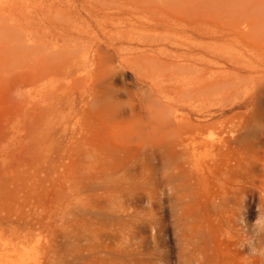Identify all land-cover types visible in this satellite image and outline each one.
Wrapping results in <instances>:
<instances>
[{"label": "rangeland", "instance_id": "1", "mask_svg": "<svg viewBox=\"0 0 264 264\" xmlns=\"http://www.w3.org/2000/svg\"><path fill=\"white\" fill-rule=\"evenodd\" d=\"M202 1L205 13L211 14L203 15L200 27L202 55H220L217 68H212L218 76L206 75L219 82L213 96L203 100L202 114L219 122L214 135L230 130V179L209 177L177 194L157 173L156 188L148 187L156 192L153 199L141 191L136 201L143 209L136 243L120 244L112 232L99 230L94 239L73 235L68 245L64 225L73 219L79 200L75 188L81 179L74 153V73L88 81L94 55L84 49V31L97 32L100 41L96 38L95 43L104 50L113 48L118 56L139 50L145 55H174L176 45L181 47L175 54L179 55L182 46L192 48L196 39L178 29V18L160 17L164 10L140 6L138 0H108L103 5L97 0H0V15L15 32L12 43L28 49L22 53L26 57H0V264H264V152L252 139H234L251 116L264 120V21L258 19L256 6L245 0ZM164 20L170 29H152ZM100 26L106 27V35L100 34ZM128 28L134 29L131 40L117 35ZM147 33L159 34L158 43L145 42ZM74 47L89 56L85 73L74 72ZM36 48L59 50L65 59L60 70L57 67L56 73L34 84L31 55ZM124 67L117 84L134 90V69ZM188 110L194 119L198 112L193 106ZM211 149L209 155L216 151L220 160L226 159V148ZM66 179L74 182V195L64 186ZM60 187L68 200L57 204L52 198ZM225 192L227 200H222L219 193ZM117 254L122 260L115 259Z\"/></svg>", "mask_w": 264, "mask_h": 264}, {"label": "bare ground", "instance_id": "2", "mask_svg": "<svg viewBox=\"0 0 264 264\" xmlns=\"http://www.w3.org/2000/svg\"><path fill=\"white\" fill-rule=\"evenodd\" d=\"M97 1L102 5L108 3V0ZM138 1L141 2L140 6H149L155 11L164 10L166 14L162 15L161 12L160 17L178 18L179 22L175 23L178 29L184 34L189 33V37H194L196 43L192 48L182 46L183 51H179V55L175 54L181 47L176 45L173 50L174 55H169L170 52L167 55H149V52L145 55L146 53H139L142 52L139 50L136 51L138 53L136 55L118 56L113 55L114 49L105 46L106 43L105 50L102 49L101 43H95L96 38L100 41L97 32L90 29L84 31L87 39L83 40L86 41L83 44L84 49L93 51L94 55H91L92 67L87 72L88 81L74 73V153H77L75 166L81 179L79 186L75 188L79 200L74 207L73 219L64 225V239L68 245L73 235L77 238L94 239L99 230L112 232L120 244H126L128 240L136 243L140 239V226L143 223V209L138 207L136 201L141 191L149 201L153 199L156 192L148 187L156 188L154 175L157 173L164 179L165 185L174 192L178 189L191 190L192 184L200 183L201 180L209 177L216 179L218 175H223L230 179V130L225 132L224 136L214 135L213 131L219 122L213 119L214 117L210 119L212 117L210 115V118L203 115L206 111L203 100L208 95L213 96V87L219 82V79H206V75L209 73L212 77L218 76L219 71L212 68H217V63H220L218 62L220 55H202L204 45L201 38L204 31L200 30V27L203 26V15L208 13H205L207 9L203 1ZM245 1L256 6L258 19L264 21V0ZM248 3L245 5L250 7ZM168 20L160 22L152 29L160 28L167 31L171 28L167 24ZM9 24V21L0 15V54H2L0 57L18 55L26 57L27 55L22 53L28 51L27 47L23 46V43H12L15 32ZM98 29L101 35H106L105 26H100ZM128 29L119 31L117 35L125 40L126 38L131 40L134 29ZM159 36V34L147 33L144 35V40L150 44H157ZM133 39L135 40V37ZM34 50L35 55H31L33 58L31 60L35 59V63H32L35 67L32 69L36 70L33 72L31 69V71L34 73L32 75L34 84H37L53 74L57 67L59 69V64L65 58L59 50L45 48ZM80 50L82 51L79 47H74V72L77 70L79 72L80 69L84 72L89 58L88 55H82ZM77 53L81 55H75ZM125 64L134 69V90H127L117 84L125 72ZM214 100L218 102L217 98ZM257 101L255 100L254 103ZM190 106L198 112L194 119L191 118V112L188 110ZM256 117L251 116L252 119L248 123L245 122L246 126L244 124L243 130L234 139L238 142L252 139L251 141L254 140L264 152V120ZM206 148H213L211 149L213 151L226 148L227 156H223L226 159L220 160L217 156L219 153L215 155L216 151L213 152L214 155H209ZM223 152L227 151L223 149ZM262 163L264 164V159ZM64 182V186L74 195V182L70 179ZM219 195L222 200H227V192ZM52 199L55 203L62 204L67 202L68 197L60 187L55 190ZM65 212L66 208L60 210L61 215ZM115 259L122 260L121 254H117Z\"/></svg>", "mask_w": 264, "mask_h": 264}]
</instances>
